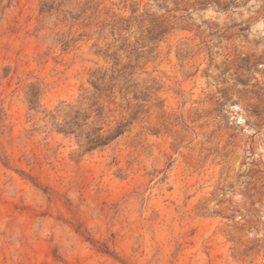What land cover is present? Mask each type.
Wrapping results in <instances>:
<instances>
[{
	"label": "rangeland",
	"instance_id": "rangeland-1",
	"mask_svg": "<svg viewBox=\"0 0 264 264\" xmlns=\"http://www.w3.org/2000/svg\"><path fill=\"white\" fill-rule=\"evenodd\" d=\"M0 264H264V0H0Z\"/></svg>",
	"mask_w": 264,
	"mask_h": 264
},
{
	"label": "trees",
	"instance_id": "trees-1",
	"mask_svg": "<svg viewBox=\"0 0 264 264\" xmlns=\"http://www.w3.org/2000/svg\"><path fill=\"white\" fill-rule=\"evenodd\" d=\"M97 73L99 75L94 82H91L92 91L82 96L78 107L73 111V115L69 116L70 120L66 122L75 127L73 131H78V136H85L86 150L89 151L102 149L124 135L140 113L136 110L130 113L129 119H125L123 116L116 119L114 113L117 110L121 114L130 110L128 101L117 103L114 95L115 80L120 74L115 75L114 71L109 73L108 70H105L103 72L96 71L94 75ZM124 85L119 88L121 101L126 100L128 87ZM89 120H91L90 125L94 127L86 132L85 127Z\"/></svg>",
	"mask_w": 264,
	"mask_h": 264
}]
</instances>
